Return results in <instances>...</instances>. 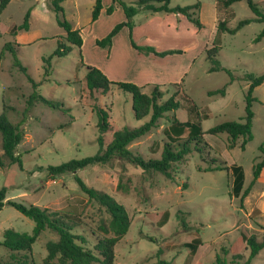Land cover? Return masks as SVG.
<instances>
[{"label": "rangeland", "instance_id": "rangeland-1", "mask_svg": "<svg viewBox=\"0 0 264 264\" xmlns=\"http://www.w3.org/2000/svg\"><path fill=\"white\" fill-rule=\"evenodd\" d=\"M52 1L12 0L0 14V116L6 115L13 124L23 122L25 130L24 140L17 149V154L22 155V166L0 167V190L7 188V200L71 213L77 223L81 220L96 225L103 219L108 222L103 209L81 191L75 174L52 177L47 171L49 166L94 156L99 151L98 121L83 81L87 73L85 66H92L111 81L134 83L144 87L143 91L148 94L159 86L165 93L163 100L177 95L182 103L181 109L160 120L158 128L129 146L145 160L161 159L169 142L164 130L170 125V118L197 121L196 115L187 110L183 91L198 105L200 117L209 115L202 120L206 132L203 144L208 149L201 154L193 151L175 164L172 178L146 172L118 159L78 171L77 175L89 187L107 193L129 213V230L115 247L116 264H151L159 258L171 264H214L218 255L224 256V248L229 251L226 257L231 262L232 246L243 229L262 242L264 169L250 194L243 199L232 195L231 171H208L222 164L242 166L246 176L244 189H247L253 181L254 167L263 157L260 147L264 146V83L253 92L254 138L245 150L243 138L231 148L227 134H207L209 129L227 121L244 122L246 96L251 85L247 75L264 74V37L257 40L264 30L262 22H252L235 35L224 33L217 59L231 74L210 72L212 64L207 51L213 47L219 22L226 21L233 29L240 21L256 17L247 1L225 8L217 0H171L172 8L200 2L201 7L193 11L203 24L201 29L182 15L141 10L134 18L132 33L128 27L122 28L109 48L99 47L97 41L126 21L118 2L102 0L100 17L92 22L96 0H61V13L55 11ZM122 1L128 5L137 3V0ZM254 1L264 13V0ZM112 5L114 12L109 15L107 11ZM28 11H31L29 31L15 32L14 28L24 23ZM64 20L80 30L84 44L82 48L72 46L68 56L58 58L53 54L66 37L59 25ZM131 38L139 46L154 47L159 53L182 52L147 55L133 48ZM7 44H11L10 50L4 51ZM17 61L40 84L37 91L53 103L51 106L37 100L28 112V99L35 90ZM225 85L226 95L209 94ZM98 99L109 113L112 128L106 144L111 142L114 132L124 127L136 128L147 121L135 118L132 95L118 87ZM164 212L170 216L161 226L159 221ZM155 213L158 217L153 216ZM35 225L12 206H4L0 212V264L8 262L13 254L3 245L5 232L13 229L32 234ZM197 237L203 242L194 254L186 245ZM54 240L56 235L46 230L31 253L22 251L16 255L27 256L28 264H46V246ZM241 253L240 264H244L250 251L243 247ZM251 264H264V249Z\"/></svg>", "mask_w": 264, "mask_h": 264}, {"label": "trees", "instance_id": "trees-1", "mask_svg": "<svg viewBox=\"0 0 264 264\" xmlns=\"http://www.w3.org/2000/svg\"><path fill=\"white\" fill-rule=\"evenodd\" d=\"M12 0H0V14L8 7ZM118 2L124 10L126 21L118 24L104 39L97 41V45L102 48H109L112 46L113 39L124 27H128L132 33L135 27V16L141 10H146L153 13L164 12L168 14H178L187 17L199 29L203 27L197 13L193 10L199 9L201 3L198 2L193 6L188 7H175L170 6L171 0H137L136 5H128L122 0H114ZM218 5L225 8H230L234 3L243 0H217ZM249 8L256 15L255 18L246 19L239 22V24L230 29L226 21H220L217 26V34L213 41V47L207 51V57L210 60L212 67L210 72L227 71L224 68L217 56L220 53L222 45V35L230 33L237 34L243 27L252 22L264 23V13L258 7L254 0H246ZM61 0H53L52 4L56 12L63 11L60 5ZM103 9L102 0H96V5L92 14V22H96ZM114 12V5H112L107 13L110 15ZM31 11L27 12L24 23L15 27V32L18 30L29 31V20ZM60 27L66 32L64 41L59 42V45L54 52L53 56L58 58L66 57L71 52L73 47L77 46L82 48L84 40L81 36L79 29L64 20L59 21ZM264 37V30L257 40ZM131 44L138 52L147 55L154 54L157 56H166L168 53H181L182 51H171L159 53L154 47H141L134 42L131 38ZM10 45L4 47L5 50H10ZM51 59V58H50ZM49 59V60H50ZM49 60H45L49 62ZM22 72H24L34 92L28 99L27 110L33 107L34 102L37 100L44 101L51 106V102L47 101L38 93L40 86L30 75L27 74V69L17 61ZM87 73L83 79L84 89L87 92L88 98L93 101V110L97 117L99 151L94 156L86 157L83 159H74L57 166H49L47 171L52 177L64 174H75V180L89 199L95 201L104 211L108 217V222L104 219L98 224L94 222L88 223L81 221L77 223L71 217V213L52 212L47 208L38 205H24L16 201L7 200V188L0 190V212L5 205H10L19 211L24 216L30 218L35 222V228L32 234L18 233L13 229H8L4 234L3 245L9 249L13 254L10 260L5 264H28L27 256L18 257L19 252L31 253L33 245L37 242L40 236L49 230L56 235L57 240L49 241L47 243V257L46 264L57 262V264H116L115 262V247L117 242L124 236L130 227L131 219L125 206L117 202L113 197L99 191L93 187H89L80 176L77 175L78 171L83 170L89 166L106 165L111 161L118 159L137 166L146 172L161 173L169 178H172V169L175 164L182 162L187 155L193 151L201 154L208 147L204 143L206 132L202 128V120L209 117L206 114L200 117V109L196 102L183 91L184 101L188 104L189 114L196 115L197 121H181L177 117L170 118V125L165 128L164 133L169 142L165 144L161 159L145 160L142 156L135 155L129 146L138 139H141L150 134L154 129L159 127L161 119L165 118L167 114L178 111L182 108V103L177 100V95H173L167 100H163L165 93L159 86H155L150 94L143 91L144 87H140L131 82H114L111 81L100 69L92 66H85ZM247 80L251 82L248 94L246 96V114L244 122L227 121L219 124L207 131V134L221 135L227 134L229 136L230 147L234 148L237 141L243 138L242 149L245 150L247 144L254 138L253 135V119L254 112L252 110V103L255 98L253 96L254 90L264 83V74L256 77L253 74L247 75ZM113 87H118L119 90L130 93L133 98L134 116L137 120L147 119V121L139 127H124L121 130L114 132L113 138L110 143L106 144V136L112 131L109 113L99 103V96H107L112 92ZM227 85L217 91H211L212 95H226ZM56 107V105H54ZM0 133L2 136V150L3 154L0 155V167L4 168L7 164L22 166V155L17 154L19 145L23 142L25 137V130L23 129V122L13 124L6 115L0 116ZM207 146V147H206ZM208 149V148H207ZM263 157L258 162L253 171V181L247 189L245 186V171L242 166L233 164L227 166L222 164L216 168H211L208 171H231L232 179V195L247 197L255 182L260 178L264 169V146L260 147ZM209 154V152L207 153ZM162 219L159 221L161 226H164L169 220V212L161 214ZM73 216V215H72ZM158 217V214H153ZM182 224L187 227L184 218H181ZM92 237L93 239H90ZM202 239L197 237L188 243L186 246L191 249L192 253H196L199 246L202 244ZM246 247L250 251L249 257L244 264H251V262L259 255L264 249V240L259 242L257 237L249 235L245 229L241 231L238 240L232 246L233 259L231 262L227 259L229 251L223 249L224 256L218 255L214 264H240L242 260L241 248ZM162 255L159 250L158 257ZM21 259V260H20ZM151 264H171L168 260L159 258L156 262ZM203 264V263H198Z\"/></svg>", "mask_w": 264, "mask_h": 264}]
</instances>
